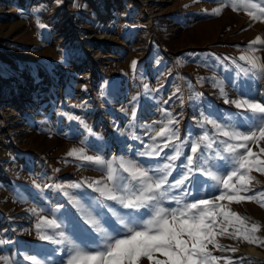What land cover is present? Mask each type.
I'll list each match as a JSON object with an SVG mask.
<instances>
[{
	"label": "rangeland",
	"instance_id": "rangeland-1",
	"mask_svg": "<svg viewBox=\"0 0 264 264\" xmlns=\"http://www.w3.org/2000/svg\"><path fill=\"white\" fill-rule=\"evenodd\" d=\"M55 1L0 0V251L138 169L179 205L173 264H261L264 0Z\"/></svg>",
	"mask_w": 264,
	"mask_h": 264
},
{
	"label": "crops",
	"instance_id": "crops-1",
	"mask_svg": "<svg viewBox=\"0 0 264 264\" xmlns=\"http://www.w3.org/2000/svg\"><path fill=\"white\" fill-rule=\"evenodd\" d=\"M138 171L130 183L108 176L102 190L82 188L70 194L64 213L51 210V225L40 220L44 208L38 207L32 228L47 229L53 238L44 242L40 235L31 243L3 245L11 251H0L1 264H173L180 243L172 238L180 226L172 227L170 218L179 205L168 202V185L161 176L155 174L153 181L147 175L134 179L142 174Z\"/></svg>",
	"mask_w": 264,
	"mask_h": 264
},
{
	"label": "bare ground",
	"instance_id": "bare-ground-1",
	"mask_svg": "<svg viewBox=\"0 0 264 264\" xmlns=\"http://www.w3.org/2000/svg\"><path fill=\"white\" fill-rule=\"evenodd\" d=\"M137 1H138V0H137ZM60 2H61V1H60ZM60 2H59L58 0H56V1L54 2V5H55V6H58V5L60 4ZM62 2H63V1H62ZM141 2H142V1H141ZM85 3H86V5L89 4L88 1L85 2ZM96 10H97V12H98V14L100 15V17H101L102 20H106V19L110 18V17H109L110 15H112V8L106 6L105 4H101V5L97 6ZM75 12H77V17H78V16H80V13H81L82 11H77V10H75ZM78 18H79V17H78ZM7 83H9V82H6V84H7ZM263 93H264V91H263ZM263 96H264V94H263ZM254 254H255V255H254ZM256 254H257V252H255L253 249H251V248H246V247L242 248V250H241L240 252H238V255L242 256L244 259H247V260H248V259L252 258V256H253V257H255V258H258V262H259V263L264 264V256H262V255H258V256H256ZM258 254H259V253H258Z\"/></svg>",
	"mask_w": 264,
	"mask_h": 264
}]
</instances>
